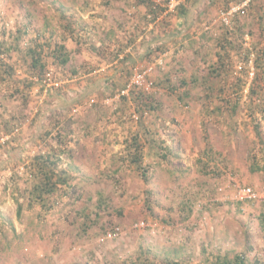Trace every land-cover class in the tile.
Wrapping results in <instances>:
<instances>
[{
  "label": "rangeland",
  "instance_id": "rangeland-1",
  "mask_svg": "<svg viewBox=\"0 0 264 264\" xmlns=\"http://www.w3.org/2000/svg\"><path fill=\"white\" fill-rule=\"evenodd\" d=\"M241 1H205L177 35L192 0L154 23V0H0V264H264V0L227 27L221 10ZM165 27L148 55L132 41ZM148 65L141 113L119 93ZM47 73L58 86L46 90ZM135 136L149 180L130 163ZM46 151L63 152L72 184L51 209L30 203Z\"/></svg>",
  "mask_w": 264,
  "mask_h": 264
},
{
  "label": "trees",
  "instance_id": "trees-1",
  "mask_svg": "<svg viewBox=\"0 0 264 264\" xmlns=\"http://www.w3.org/2000/svg\"><path fill=\"white\" fill-rule=\"evenodd\" d=\"M1 45L2 44H0V49L2 48ZM39 47L30 48L29 55L32 56L34 67H38L39 64H41V67L44 68L45 64L40 63L42 60V53L38 51ZM57 55L59 56L60 62L62 64L68 63L71 59V52L69 51V49H67V47L64 44H60L57 46L56 56ZM174 89L176 88L174 87ZM253 92H256V90L253 89ZM132 94L135 95V98H137L138 102L141 103V106H139L138 109L141 113H144V111L147 110L148 111L151 110L152 104L148 103L147 99H145L144 93L141 92V90L136 91V89H134L132 90ZM129 97L130 96H125V95L123 96V98H129ZM146 98H148L147 95ZM233 107L234 110H236L237 106L233 105ZM59 140L62 139L59 138ZM139 141L140 140L138 136H135V138L132 140L131 147H133L134 150H132L133 152L130 153L132 157V159H130V163H132L137 170H140V173L142 174L145 180H149L148 168L143 167L142 165L143 155L140 149L141 146ZM130 151L131 149H129V152ZM60 154H63V152L56 154L46 151V152H39L34 157L32 161V166L35 170V181L30 193L31 204H34L35 202H40L44 209H51L52 205H47L50 196H52L53 194H58L59 193L58 191L62 185L65 186L64 190L72 186V184L69 183L68 180L69 176L68 173H66V170L59 168V161L61 159ZM101 202H104V200ZM145 261H148V257L140 258L138 261H132L131 263L126 262L124 264H148ZM168 264H181V263L178 261H174ZM207 264H252V263H250L249 259L246 257L245 254L237 253L232 255L231 254L222 255L219 253L216 254L213 258H208Z\"/></svg>",
  "mask_w": 264,
  "mask_h": 264
},
{
  "label": "built area",
  "instance_id": "built-area-1",
  "mask_svg": "<svg viewBox=\"0 0 264 264\" xmlns=\"http://www.w3.org/2000/svg\"><path fill=\"white\" fill-rule=\"evenodd\" d=\"M184 0H154V9H152V14L148 15L149 21L154 23L159 20H163L170 13L175 12ZM253 0H242L240 3L235 5H230L227 9L221 10L222 22L227 26L232 28L233 19L238 15H243L247 12L248 7L251 5ZM161 9V12L155 14L156 10ZM154 66L148 65L137 70L132 78L126 83L125 87L121 89L119 95L129 96L132 90L135 88H144L146 90L150 89V75L153 73ZM46 90L49 87L58 86L57 81L53 80L50 73L44 77L43 81ZM238 198L241 200L253 199L257 195L251 187L238 188L237 190ZM115 232H109L107 237L115 236Z\"/></svg>",
  "mask_w": 264,
  "mask_h": 264
},
{
  "label": "crops",
  "instance_id": "crops-1",
  "mask_svg": "<svg viewBox=\"0 0 264 264\" xmlns=\"http://www.w3.org/2000/svg\"><path fill=\"white\" fill-rule=\"evenodd\" d=\"M205 1H207V0H192V5L191 6L189 4L188 5L186 4V5H184V7L182 6L180 8V10L177 12L179 14H178V16H176L177 21H175L174 25L172 26V31L175 32L173 34H177L178 35L181 32V31H179V29H176V26H179V24H180V23H178V21L179 20H183V21L185 20L184 23H185V25H187L186 23H187L188 19H184V18L188 17V15L192 12V9H194L195 7H197V6H199L198 8L202 7V4ZM186 7H187V9H186ZM159 33H162V31L160 32V30H158V31L157 30L156 31L155 30H147V32L144 35L146 38H144V36H140L139 38L137 36H135L134 39H132V41H134L135 45H139L138 47L140 49V52H142V54L148 55L151 51H153L152 50L153 47H157L158 46V43H161L163 41L168 40L167 38H169V37H166L165 35L166 34L170 35L171 31H170V29L165 30L164 35H161ZM140 44H142V46L144 48H142V47L140 48ZM127 50H129V49L126 48L125 51H127ZM121 52H124V50H121ZM127 54H128L127 56L131 58V59L130 58L129 59L132 60L133 56L130 53H127ZM121 56L122 55L120 54V57ZM72 157L73 156H68V158H70V160L75 161V159L72 158Z\"/></svg>",
  "mask_w": 264,
  "mask_h": 264
}]
</instances>
